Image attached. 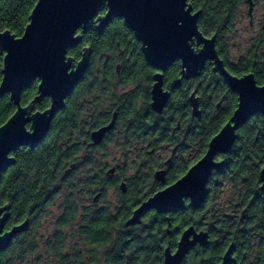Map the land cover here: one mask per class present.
I'll return each mask as SVG.
<instances>
[{"label":"flooded vegetation","instance_id":"1","mask_svg":"<svg viewBox=\"0 0 264 264\" xmlns=\"http://www.w3.org/2000/svg\"><path fill=\"white\" fill-rule=\"evenodd\" d=\"M217 2L214 24L219 34L211 36L224 69L236 78L251 74L256 86L264 85V0ZM192 11L198 12L199 18L203 10ZM125 26L129 32L125 43L116 42L112 71L86 75L90 48L83 49L89 51L87 67L63 104L72 101L80 126L71 140L72 160L57 170L53 192L37 219L26 218L6 228L9 208L0 207L1 215H7L2 232L23 225L0 251V262L8 253L7 264H164L165 249L173 253L189 227L210 236L205 201L213 181L215 264L221 263L227 249L230 264H264V216L247 215L255 204L249 178L253 159L261 154L264 114L256 112L240 124L230 149L215 155L219 168L212 170L206 197L199 206H192L190 198L183 197L181 206L139 210L204 156L210 139L237 108L239 95L211 60L190 76H186L187 68L180 58L165 68L149 64L141 42ZM229 42L238 49L233 57L227 51ZM191 45L195 51L202 46L195 41ZM79 60H73L72 66ZM159 75L168 98L157 111L152 106V89ZM183 96L186 101L182 104ZM226 108H232L230 117L206 141V112L217 116ZM255 116L262 117L260 127L251 122ZM109 125L97 141L93 140V132ZM247 125L252 135L246 134ZM243 160L246 171L237 174L238 162ZM263 168L259 166L257 180L262 196ZM245 193L248 201L242 204L237 198ZM256 220L261 221L262 234L255 229L259 227ZM208 244H194L179 264Z\"/></svg>","mask_w":264,"mask_h":264},{"label":"water","instance_id":"2","mask_svg":"<svg viewBox=\"0 0 264 264\" xmlns=\"http://www.w3.org/2000/svg\"><path fill=\"white\" fill-rule=\"evenodd\" d=\"M104 0H37L29 22L20 37H14L9 31L0 34V48L14 47L16 55L9 62L8 75L1 71L0 97L6 93L16 105L14 114L0 128V175L13 162L10 153L21 146L35 147L46 136L55 112L63 107L64 99L73 86L82 77L89 58L86 49L81 59L73 67V59L67 56V50L79 43L81 34L90 22H96L95 29L100 32L114 18H122L141 42V49L146 61L158 68L167 67L173 60L180 58L187 75L195 74L207 60L213 61L231 88L239 95V103L230 119L214 135L204 156L192 165L185 175L171 186L150 198L139 209L156 207L159 210L171 206H181L182 198H190L192 206H199L207 194L206 185L212 170L219 168L214 157L218 152H227L235 139V130L251 115L264 114V85L256 86L253 76L242 78L231 76L223 67L215 50V37H206L198 29V12H193L187 0H105L104 13L98 10ZM184 16L187 25L183 36L178 40L173 24L176 13ZM95 14V15H94ZM77 26V27H76ZM75 31L73 32V29ZM73 32V33H72ZM76 33H79L77 35ZM23 38V40H21ZM201 44L194 50L191 43ZM190 42V46L189 45ZM6 58H3V61ZM161 76L152 89V106L161 110L168 98V93L161 88ZM38 80L37 93L33 102L48 97L50 107L40 112H33L30 105L21 106L22 91L34 80ZM243 93V96H242ZM247 98V103L243 99ZM110 127H103L92 133L93 140H98ZM261 187H264V168L260 171ZM0 209V251L9 244L11 236L23 225L15 226L2 232L7 215ZM191 236V237H190ZM209 241L206 231L196 233L192 227L181 235L176 250L164 251V264H179L188 250L196 243L205 246ZM227 249L220 264H230L232 258Z\"/></svg>","mask_w":264,"mask_h":264},{"label":"trees","instance_id":"3","mask_svg":"<svg viewBox=\"0 0 264 264\" xmlns=\"http://www.w3.org/2000/svg\"><path fill=\"white\" fill-rule=\"evenodd\" d=\"M37 0H0V32L9 31L14 37H20L29 22L32 9ZM217 0H187V4L193 10L202 9L198 18V29L205 35H216L218 37L214 20V11L217 7ZM210 11V14H206ZM105 12L102 8L99 14ZM129 32L121 19H113L103 32L95 29V22H90L85 31L79 30L81 39L78 44L67 50V56L74 61L81 58L83 49L90 48L89 67L86 75L94 72H110L117 57L116 42L120 45L125 43V34ZM136 54V53H135ZM105 59L107 62H105ZM3 66V58H0V67ZM208 73V72H207ZM2 73L0 71V80ZM38 80H34L26 87L20 96L21 106L30 105L33 112H40L50 107V99L43 97L33 102L37 93ZM186 98L183 96L182 104ZM171 105V104H170ZM16 111V105L10 99L8 93L0 97V125H3ZM232 108H226L217 116L207 111L204 138L207 141L227 121ZM214 115V116H213ZM261 116L251 119L253 125L260 127ZM79 120L77 111L69 99L60 111H57L50 122L46 136L35 147L21 146L10 153L13 162L0 175V207L9 208V217L6 221V228L12 223H19L26 218L32 220L38 218L42 207L50 199L58 177L57 170L69 166L72 157V137L79 132ZM251 126L247 125V135L250 134ZM83 135V133H82ZM203 137V134H202ZM72 145V146H71ZM262 149L260 155L253 159L254 168L251 171L250 182L252 183V194L254 207L250 206L247 215L264 216V196L257 190L258 168L264 165V141H261ZM237 174L246 171L245 161L238 162ZM213 181L210 183L209 194L205 201L206 225L210 231L208 245L199 252L188 256L184 264H215L218 257V250L215 245L214 229V188ZM246 193L238 196L237 200L242 204L247 203ZM29 220V221H30ZM261 221H255L256 230L262 234ZM259 224V225H258ZM7 254H3L0 264H7ZM15 255V252L13 253ZM22 257V254L19 255Z\"/></svg>","mask_w":264,"mask_h":264},{"label":"snow or ice","instance_id":"4","mask_svg":"<svg viewBox=\"0 0 264 264\" xmlns=\"http://www.w3.org/2000/svg\"><path fill=\"white\" fill-rule=\"evenodd\" d=\"M40 3H41V0H40ZM104 6H105V0L103 2L102 6H100L98 10L102 9ZM111 7L113 8L112 0H111ZM102 14L107 15V13H102ZM186 25H187L186 18L184 16L180 15L179 12H177L176 18H175V21L173 24V31H174L176 37L178 38V40L183 36ZM74 31H75V28L73 29V32ZM76 34L79 35V33H76ZM0 37H5V36L0 34ZM5 39H7V38L5 37ZM21 40H23V38H21ZM188 46H190V42H189ZM16 52H17V49L14 47H11V46L5 47V48H0V58H6L3 61V66L0 67V71H3L5 75H8L7 69L9 67V62L11 60H13V58L16 55ZM262 87H264V86H262ZM242 96H243V93H242ZM242 102L247 103V98H244ZM262 102H264V101H262ZM0 128H4V125H0ZM217 135H219V133H217Z\"/></svg>","mask_w":264,"mask_h":264},{"label":"rangeland","instance_id":"5","mask_svg":"<svg viewBox=\"0 0 264 264\" xmlns=\"http://www.w3.org/2000/svg\"><path fill=\"white\" fill-rule=\"evenodd\" d=\"M226 47H227V51L229 52V56L231 57H233L238 50L236 45L231 44V42H229V44H227Z\"/></svg>","mask_w":264,"mask_h":264}]
</instances>
